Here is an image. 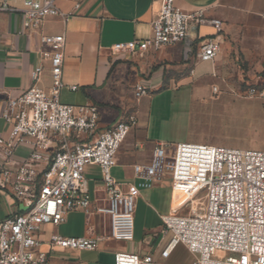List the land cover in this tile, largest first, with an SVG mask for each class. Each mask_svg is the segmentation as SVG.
Here are the masks:
<instances>
[{
    "label": "built area",
    "instance_id": "2783aa9c",
    "mask_svg": "<svg viewBox=\"0 0 264 264\" xmlns=\"http://www.w3.org/2000/svg\"><path fill=\"white\" fill-rule=\"evenodd\" d=\"M14 1L0 0V11L21 14V34L39 33L40 56L46 64L35 68L33 85L8 98L3 111L8 137L0 135V196L8 203L9 213L0 221V264H50L53 252L98 250L101 238L57 233L51 235L48 250L42 249L44 226H60L74 212L107 217L108 239L133 242L141 191L152 189L167 175L175 183L191 184L193 190L179 212L162 217L166 242L157 253L118 252L115 264H169L180 246L194 256V264H264V151L161 143L148 165H135L139 182L123 190L112 169L121 146L137 125V116L130 115L99 131L98 106L63 104L60 96L66 87L67 39L65 34L41 30L49 18L69 19L74 14L63 13L59 0H21L22 9L14 7ZM159 1L151 36L117 44L114 51L143 58L149 52L182 44L193 24L210 21L205 11L187 12L177 7L176 0ZM211 22L217 33L197 52L195 58L200 62L214 61L221 50L223 22ZM47 69L50 85L44 87L40 83ZM69 87L78 90V86ZM146 93V87L137 84L136 97ZM23 144L29 145L31 152L17 161L16 152ZM89 166L101 170L108 196L103 206L93 208L85 176ZM193 200L198 207L186 212ZM20 206L24 211L16 212Z\"/></svg>",
    "mask_w": 264,
    "mask_h": 264
},
{
    "label": "crops",
    "instance_id": "0c3cea01",
    "mask_svg": "<svg viewBox=\"0 0 264 264\" xmlns=\"http://www.w3.org/2000/svg\"><path fill=\"white\" fill-rule=\"evenodd\" d=\"M12 5L24 7L21 0ZM58 5L63 13L74 16L49 18L41 32L65 34L67 39L63 74L66 87L61 91V102L98 106L99 131L130 115L137 116V125L121 146L112 169L113 178L123 190L139 182L135 165H148L159 144H203L212 140L194 131L184 136L168 133L164 137L160 133L161 124L152 121L153 110L163 107L158 99L165 97V108L170 109L179 98L173 93L185 90L189 93L188 108L243 106L264 118V0H176L177 7L187 12L205 11L210 21L193 24L182 44L149 52L143 58L114 51V46L151 36L152 22L160 10L159 0H59ZM211 20L223 22L221 50L214 61L200 62L195 58L197 52L217 33ZM21 30L19 12L0 11V135L5 138L8 134L3 111L8 98L30 88L35 68L46 64L40 56L43 46L39 33L21 34ZM140 83L147 93L138 99L136 86ZM40 85H50L48 69ZM72 85L78 86V90H71ZM246 86L255 94L239 96ZM30 152V146L23 144L15 159L23 161ZM85 176L93 208L107 204L100 168L87 167ZM191 192V188L177 185L169 175L152 189L142 190L136 204L135 240L131 244L107 238V217L97 214L87 217L83 212H74L60 226H44L42 249L48 250L51 235L57 233L102 240L96 251L53 252L50 264L55 258H60L63 264H115V255L121 251L157 253L167 240L162 217L179 212ZM0 203L6 205L3 209L0 204L2 221L9 206L1 196ZM24 209L20 206L15 211ZM189 209L186 206L185 211Z\"/></svg>",
    "mask_w": 264,
    "mask_h": 264
},
{
    "label": "rangeland",
    "instance_id": "374dc122",
    "mask_svg": "<svg viewBox=\"0 0 264 264\" xmlns=\"http://www.w3.org/2000/svg\"><path fill=\"white\" fill-rule=\"evenodd\" d=\"M176 94V95H175ZM185 90L181 93H173L177 96V105L166 109L165 97L158 99L163 107L152 113L153 123L161 124L160 133L166 137L168 133L184 136L190 131H194L202 136L212 139L202 142L203 145H221L237 149H252L264 151V118L250 108L224 105L223 107H195L188 108L189 96ZM255 94L254 90L248 86L244 87L241 97H249ZM183 95V97H181ZM188 96V97H187ZM181 97V98H180ZM169 98V97H168ZM179 102V104H178ZM183 102V104H182ZM181 103V104H180ZM191 193L187 200H190ZM6 209L5 203H0ZM198 206L193 200L188 207ZM123 244H131L123 242ZM195 258L188 251L180 246L177 248L169 263L187 264L193 263ZM60 258L52 260V264H63Z\"/></svg>",
    "mask_w": 264,
    "mask_h": 264
},
{
    "label": "bare ground",
    "instance_id": "6f19581e",
    "mask_svg": "<svg viewBox=\"0 0 264 264\" xmlns=\"http://www.w3.org/2000/svg\"><path fill=\"white\" fill-rule=\"evenodd\" d=\"M177 185H184V186H187V187H189V188L192 189V185H191V184L177 182ZM192 190H193V189H192ZM195 207H198V206L191 207L190 209L195 208ZM190 209H189V211H190Z\"/></svg>",
    "mask_w": 264,
    "mask_h": 264
}]
</instances>
